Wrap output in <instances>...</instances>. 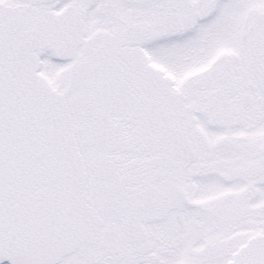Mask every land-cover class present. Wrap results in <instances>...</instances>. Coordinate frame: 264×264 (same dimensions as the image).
I'll return each mask as SVG.
<instances>
[{
    "label": "snow or ice",
    "instance_id": "1",
    "mask_svg": "<svg viewBox=\"0 0 264 264\" xmlns=\"http://www.w3.org/2000/svg\"><path fill=\"white\" fill-rule=\"evenodd\" d=\"M0 264H264V0H0Z\"/></svg>",
    "mask_w": 264,
    "mask_h": 264
}]
</instances>
